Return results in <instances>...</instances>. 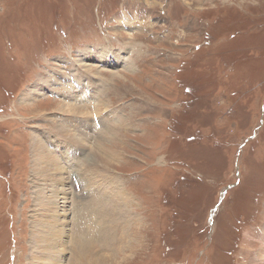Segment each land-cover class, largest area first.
<instances>
[{
  "label": "rangeland",
  "instance_id": "374dc122",
  "mask_svg": "<svg viewBox=\"0 0 264 264\" xmlns=\"http://www.w3.org/2000/svg\"><path fill=\"white\" fill-rule=\"evenodd\" d=\"M104 49L114 62L94 55ZM78 78L85 101L66 94L80 90ZM97 93L106 105L91 103ZM108 115L107 175L133 199L144 246L113 264H256L264 253V0H0V264L45 256L30 241L32 218L47 220L39 191L67 211L69 264L83 195L76 186L66 203L52 194L51 172L33 173L31 141L43 140L59 164L79 147L78 168L91 155L80 134L97 141ZM75 173L64 172V187ZM110 227L118 240L122 228ZM119 240L94 248L117 254Z\"/></svg>",
  "mask_w": 264,
  "mask_h": 264
},
{
  "label": "bare ground",
  "instance_id": "6f19581e",
  "mask_svg": "<svg viewBox=\"0 0 264 264\" xmlns=\"http://www.w3.org/2000/svg\"><path fill=\"white\" fill-rule=\"evenodd\" d=\"M94 52L96 53L94 54L95 56H97V53H99L98 56L100 55L102 56L104 54L101 57L103 58L104 62L106 61L108 63H111L110 58H112L114 62L113 53L109 54L110 49H104L102 54L100 53L101 51L99 50L94 51ZM122 63L125 64L126 61H122ZM79 79L80 78L75 79L73 83L75 85L80 84V90L79 91L74 90L76 87L74 86V88L68 90L66 94L69 96L74 94L77 96L78 99H80V101H85L89 98V96L86 95L83 98L82 89H83L84 84L81 83V80L80 82H78ZM48 81H51V80L49 79ZM100 101H102V95L100 94L98 96V93H97L91 100V103L94 105V103L96 102V104L98 103L99 106L106 105L105 101L104 102H100ZM82 104L84 103H81L80 105ZM62 106L63 105H61L60 108ZM66 108H67L66 110L68 111L72 110L73 113H78L80 111L78 110L79 107H76L75 104H72V105L69 104ZM82 109H85V108H82ZM110 120H111V117L109 115L102 119V126H104L103 133L101 135L98 134V136L95 135L96 136L95 139L97 141H94V140L90 141L93 137L92 134L94 135L93 132L89 136L86 135L85 132H84L85 135L80 134L79 139L82 140L81 145L84 146L88 142L91 155H90V158H88V155L85 157L83 156L84 157L83 161H80L82 160V156L80 153L79 160H78L80 162L76 163V165H78V168L77 166L76 167L73 166V164L75 163V159L77 156L76 152L77 150L79 151L78 149L79 147L76 148V151L75 149L74 151L72 150L68 151L69 154H66L63 160L61 161V163L63 164L62 165V164H59L60 162H58L59 158L56 157L57 158L56 160L55 157L51 155L53 153L48 151L43 146L42 144L43 140L32 139L31 141L30 152H31V157H32L31 163L33 167V173L37 175L38 177L40 176V174L42 175L45 172H51L48 175L50 176L48 178V182H50V180H54L53 184L57 183L59 185L57 186L58 188H55L53 190L52 194L58 192V190L61 191V194L57 198H61L62 202L66 203L68 200L66 191L72 190L74 192L73 195H75L76 190L74 189V186H76L75 184H77L80 187L79 193L83 195L81 197L80 195L78 196L76 194L81 204L79 206L77 205L78 207L75 206L78 212H76V217L74 219L75 223L71 225L72 226L75 225L76 229L70 228L71 229L70 231H73L74 233V230H75L80 235L75 237L76 234L74 235L72 234L74 238L72 239V241L75 244H74V249H73L74 252L69 254V260H68L69 264H86L89 261H95V263L97 264H110V263L113 264V262L117 260V258L119 257L122 251H124L122 257L125 256V254L126 256L133 255V250H135V248L138 249L139 247L142 246L140 242L142 238V235L140 233L142 232V228L140 227V225L139 226L137 225L139 224L138 222L141 217L139 218L136 212H134L135 209L133 206V199L131 198V196L123 194L120 191L122 188L117 185V182H120L118 177H110L107 175V172H110L108 170L109 167L107 166V161L110 157H113L112 150L108 149L110 146L108 145V143L110 144L111 139H109L110 137L106 138L108 134H110L111 132L112 133L114 132L113 131L114 129L111 128L112 126H109V122L111 123ZM78 124H80L81 126H84V121L83 120L78 121ZM100 140L101 142H99ZM54 159H55V162H54ZM67 161L68 163L66 164ZM74 168H77V169H74ZM66 171L69 173L74 172V171L76 172L74 177H71V179L73 178L74 180L73 183H71V179L69 177L70 179L69 188L64 187V183L68 182L67 175L66 176L64 175V172ZM112 185L114 186L112 187ZM50 197L54 198V200L56 199V197H53V195ZM34 200H35V204L38 205L37 211L40 210L42 215L44 214L47 217V220L45 218H40L41 216L39 217L36 213L37 211L33 209V214L37 215L36 217H39V218H35V220L32 218V222L34 223H33V229L31 232L30 241H31V246L34 247V249L38 250V252L45 253V256L42 257L43 256L42 255L40 257L38 255V257H33L34 256L33 255L31 259H29L30 261L29 264H31L34 260H36L38 264H64V256H65V253L67 252V251L65 252V250L67 249L66 246H68L67 243L69 242L68 241L69 239L68 240L66 239L67 231H68L67 229L68 222L66 218L67 211L66 210L58 211L56 205L54 204L55 201L53 202V200L52 201L50 200V202L48 203L49 199H47V197L44 195V192L42 193L39 191L38 194H36ZM75 207L73 209H76ZM33 214H32V217H34ZM47 214H49V216ZM44 220H46V222ZM114 224H115V227L117 226L121 227L123 231L119 233L120 236L118 235V240L120 239L119 240L120 243H118L119 246H117L118 248L117 251L119 252H117V254H112L110 253V250H109V254L97 253L96 251L97 248L96 249L94 248L96 244L102 247L105 246L108 249V248L113 247L114 244L118 242L117 238L114 235L115 230L114 232H112L113 228L111 229L110 227ZM47 225L49 226L48 233L40 234V232H38L37 229L40 230ZM105 226H109L110 228L107 229L105 228ZM126 227L128 228L134 227V231L130 229L132 234L130 235L131 237L128 238V241H127V238H125L126 236H128L126 235L127 233H125ZM135 228H136V231H135ZM105 231H107V233ZM102 232L106 233V235L104 234L103 236H101ZM95 254L97 255L94 256ZM67 255H68V252H67ZM260 263H264V253L261 255L260 259L257 260L256 262V264H260Z\"/></svg>",
  "mask_w": 264,
  "mask_h": 264
}]
</instances>
